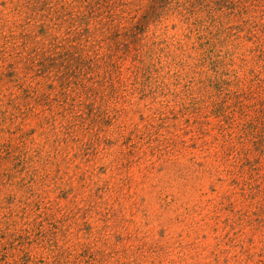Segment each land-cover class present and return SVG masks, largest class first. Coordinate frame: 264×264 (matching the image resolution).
Listing matches in <instances>:
<instances>
[{"label": "rangeland", "instance_id": "obj_1", "mask_svg": "<svg viewBox=\"0 0 264 264\" xmlns=\"http://www.w3.org/2000/svg\"><path fill=\"white\" fill-rule=\"evenodd\" d=\"M37 1L0 0V264H264V152L235 127L252 44L202 48L173 11L86 95L38 101L24 87L50 93V67L31 58L64 35L40 11L55 0Z\"/></svg>", "mask_w": 264, "mask_h": 264}, {"label": "trees", "instance_id": "obj_2", "mask_svg": "<svg viewBox=\"0 0 264 264\" xmlns=\"http://www.w3.org/2000/svg\"><path fill=\"white\" fill-rule=\"evenodd\" d=\"M55 2L56 5L51 9L49 7L45 9L44 5L48 3H44L40 11L48 12L44 16L46 21L56 22L54 26L63 31L64 36L60 40L52 37L49 50L44 51L42 48L36 50L30 61L32 68H37V74L45 73L50 67L46 73L48 76L45 77L47 84L44 86L50 93H39L37 86L29 83L24 87L28 97L38 101L45 98L47 101L52 100L62 105L81 98L87 94L83 78L86 79V76L93 72L98 77L102 68H116L113 61L115 53L128 45L127 40L123 39L137 38V34L144 31L150 23L158 21L164 14H172L175 11L188 27L185 38L195 37L196 43L202 48H209L210 43H217L220 35L225 32L230 35L229 39L232 36H236L235 40L243 37L252 44L246 55V58L250 57L249 61L247 59L243 61L251 62L250 73L255 75L257 86L255 90L241 97L243 104L236 101L238 111L235 113L238 114V121L235 127L239 131L238 143L245 154L247 142L255 143L259 152H264V78H262L264 28L260 25V21L264 19V0H55ZM251 10L261 13L258 20L252 18ZM217 13L218 16H225L228 23L234 20L239 24L225 28ZM234 30L236 31L232 32ZM238 33L243 35L239 37ZM39 34L41 37H48L49 31L41 26ZM12 44L13 55L16 54V43ZM27 45L28 40L23 42V47ZM55 91L58 92L54 93Z\"/></svg>", "mask_w": 264, "mask_h": 264}]
</instances>
